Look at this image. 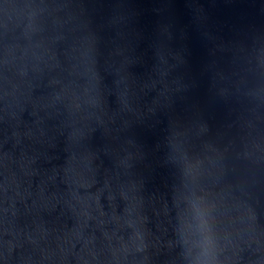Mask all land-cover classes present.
<instances>
[{"label": "water", "instance_id": "1", "mask_svg": "<svg viewBox=\"0 0 264 264\" xmlns=\"http://www.w3.org/2000/svg\"><path fill=\"white\" fill-rule=\"evenodd\" d=\"M0 264H264V0H0Z\"/></svg>", "mask_w": 264, "mask_h": 264}]
</instances>
